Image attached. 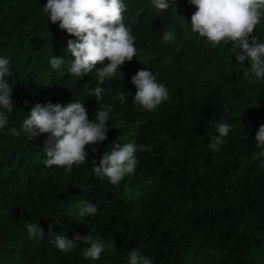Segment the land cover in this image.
Returning a JSON list of instances; mask_svg holds the SVG:
<instances>
[{"label":"trees","instance_id":"1","mask_svg":"<svg viewBox=\"0 0 264 264\" xmlns=\"http://www.w3.org/2000/svg\"><path fill=\"white\" fill-rule=\"evenodd\" d=\"M168 2L160 11L151 0H123L137 55L99 85L95 68L82 77L69 73L67 41L76 37L49 21L47 0H0V58L10 61L5 80L13 89L12 113L0 109L9 119L0 129V264H129L133 248L152 264H264V164L254 159L264 79L250 74L248 59L236 60L230 42L213 47L191 31L196 8L188 0ZM168 31L175 39L165 42ZM252 35L264 42V17ZM51 57L64 60L59 69ZM140 70L168 88L169 99L153 111L132 99L131 78ZM97 86L104 88L99 101L88 95ZM74 101L85 103L90 122L99 110L109 119L107 139L86 146L87 160L71 171L46 166L50 134L29 140L9 131L21 130L37 103ZM221 120L231 129L212 151ZM113 143L151 148L136 152L135 173L118 185L93 172ZM81 201L97 213L79 217ZM27 223L44 230L40 240ZM93 228L103 243L99 259H86L82 242L68 253L54 243L53 235L73 239Z\"/></svg>","mask_w":264,"mask_h":264},{"label":"clouds","instance_id":"2","mask_svg":"<svg viewBox=\"0 0 264 264\" xmlns=\"http://www.w3.org/2000/svg\"><path fill=\"white\" fill-rule=\"evenodd\" d=\"M194 5L196 11L191 15V31L204 37L213 46L223 42L231 43L229 49L235 54L236 60L243 64L250 61V74L256 78L264 79V42H260L253 36L255 27L264 17V0H188ZM151 4L160 11H167L168 0H151ZM48 14L49 21L59 24L61 30L76 37L67 41V51L74 58L68 69L69 73L82 77L96 69V78L99 85H103L113 77L117 69L131 61L137 55L135 37L129 27L125 25V4L123 0H47L43 7ZM135 23V18L132 19ZM165 42L175 39L171 31L163 34ZM63 59L52 58L49 63L53 69H59ZM7 58H0V109L12 113L13 102L11 100L12 87L5 80L9 74ZM103 65L100 68L96 66ZM249 75V72H245ZM131 83L136 92L132 97L133 102L146 111H153L163 102L169 99L168 88L157 82L156 75L149 70H140L132 78ZM104 88L97 86L88 92L101 99ZM116 99L125 102L124 92L117 93ZM109 112L99 110L95 114V120L90 122L85 103L70 102L66 106L53 105L49 102L42 106L37 103L30 111V115L23 121L21 130L15 127L9 131L13 136L19 137L21 131L28 134V139L42 133L50 134L45 141L47 155L46 166L66 167L71 171L73 165H79L87 160L86 146L95 145L107 139L106 127ZM9 123L8 116L0 111V129H4ZM231 129L228 123L217 122L218 136L213 137L209 148L219 151ZM256 146L261 150L254 153V159H260L264 164V125L259 127L255 137ZM151 151L146 145L139 147L126 143L121 147L119 143H113L112 150L105 152L97 166L96 161L93 172L96 176L107 177L112 185H118L127 176L136 171L137 151ZM95 152L97 149L92 148ZM83 207L78 216H94L97 213L96 205L81 201ZM27 231L30 237L40 240L44 230L38 224L27 223ZM52 225H49L51 232ZM95 229H90L85 236L76 234L73 239L63 235H53L56 247L64 253L74 251L78 243L82 242L88 247L84 248L83 256L93 260L99 259L103 251V243L91 235ZM129 264H152L151 260L141 255L138 249L129 251Z\"/></svg>","mask_w":264,"mask_h":264}]
</instances>
